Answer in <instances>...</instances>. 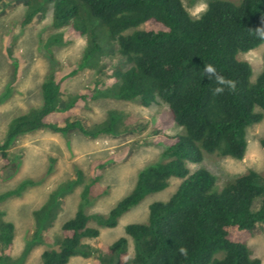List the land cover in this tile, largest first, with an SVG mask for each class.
<instances>
[{
    "label": "trees",
    "instance_id": "trees-1",
    "mask_svg": "<svg viewBox=\"0 0 264 264\" xmlns=\"http://www.w3.org/2000/svg\"><path fill=\"white\" fill-rule=\"evenodd\" d=\"M34 3L52 4L55 25L69 27L73 39L88 32L83 14L100 23L109 45L114 42L129 65L123 69L102 62L99 70L100 77L110 73L117 98L143 107L158 100L167 105L154 122L161 134L153 139L164 146L166 162L139 173L132 192L109 211L103 226L114 228L121 215L147 194L165 189L170 178L183 180L168 201L149 206L146 224L125 227V235L135 244L131 259L125 238L98 245L96 250L83 244V238L97 239L99 231L88 227L89 217L78 211L61 226L59 249L42 252L39 264H67L76 255L92 256L94 264H262L250 257L247 242L264 226V199L257 212L251 210L253 201L264 193V178L250 171L217 192L210 171L201 168L189 173L187 164L202 162L204 153L241 160L247 127L263 118L254 109L264 110V65L252 84L251 67L237 54L264 42L260 34L264 0L238 4L209 0L198 19L191 18L182 0H25L29 11L23 26L35 18ZM92 40L83 62L52 74L42 84L40 108L13 119L0 144L4 168L10 166L8 150L13 143L39 130L57 134L77 130L92 138L112 135L111 118L90 127L79 114L85 92L65 95L64 84L90 63L84 61L98 55L96 37ZM174 126L184 129V135L165 134ZM260 143L264 148V139ZM119 160L111 155L94 161L92 181L102 167ZM3 216L0 212V264H12L14 225Z\"/></svg>",
    "mask_w": 264,
    "mask_h": 264
},
{
    "label": "rangeland",
    "instance_id": "rangeland-1",
    "mask_svg": "<svg viewBox=\"0 0 264 264\" xmlns=\"http://www.w3.org/2000/svg\"><path fill=\"white\" fill-rule=\"evenodd\" d=\"M208 1L182 0V4L192 19H198ZM225 1L238 4L242 0ZM34 7L38 9L34 20L23 26L29 11L25 0H0V144L14 118L41 107V86L52 74L83 62L93 36L98 55L84 61L90 63L64 84L65 95L85 92L79 109L81 117L90 127L101 126L111 118L113 132L92 138L77 130L67 134L39 130L13 143L8 150L9 167L4 168L0 157V212L5 221L14 225L12 264H39L42 252L59 249L61 226L78 211L89 217L88 227L99 231L97 239L83 238V244L96 250L98 245H111L125 238L131 259L135 244L125 235V227L146 224L149 206L168 201L183 180L170 178L165 189L147 194L138 205L121 215L114 228L104 227L103 222L109 211L132 192L141 171L166 162L162 156L164 146L154 144L153 139L161 134L154 128V122L167 105L158 100L150 107H143L114 95L116 85L110 80V73L100 77L102 62L123 69L129 65L118 54V46L114 42L109 45L98 21L83 14L88 32L73 39L69 27L55 25L52 4L34 3ZM12 58L17 63V72ZM237 59L250 65V83L254 84L263 70L264 42L251 51L239 52ZM254 111L262 113L263 118L247 127L246 150L241 160L204 153L202 162L187 164L189 173L201 168L210 171L217 192L250 171L264 178V148L260 143L264 139V110L255 107ZM165 134L184 135V129L174 126ZM111 155L120 160L102 167L96 181H92V163ZM262 199L264 193L253 201V212L258 211ZM247 249L251 258H258L264 264V226L247 242ZM67 264H94V260L92 256L76 255Z\"/></svg>",
    "mask_w": 264,
    "mask_h": 264
},
{
    "label": "clouds",
    "instance_id": "clouds-1",
    "mask_svg": "<svg viewBox=\"0 0 264 264\" xmlns=\"http://www.w3.org/2000/svg\"><path fill=\"white\" fill-rule=\"evenodd\" d=\"M262 36H264V31H261V33H260ZM217 91H219V89L217 90Z\"/></svg>",
    "mask_w": 264,
    "mask_h": 264
}]
</instances>
